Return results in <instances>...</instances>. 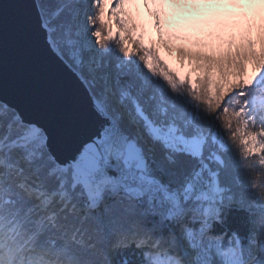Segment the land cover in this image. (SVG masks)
<instances>
[{
    "label": "snow or ice",
    "instance_id": "1",
    "mask_svg": "<svg viewBox=\"0 0 264 264\" xmlns=\"http://www.w3.org/2000/svg\"><path fill=\"white\" fill-rule=\"evenodd\" d=\"M5 3L0 264H264V0H3L0 89Z\"/></svg>",
    "mask_w": 264,
    "mask_h": 264
},
{
    "label": "water",
    "instance_id": "2",
    "mask_svg": "<svg viewBox=\"0 0 264 264\" xmlns=\"http://www.w3.org/2000/svg\"><path fill=\"white\" fill-rule=\"evenodd\" d=\"M3 0H0V4ZM22 5V0H21ZM20 5L5 3L3 88L0 100L15 104L20 102V92L30 87L39 74L36 54L30 50L27 40L14 28L13 10ZM69 133L71 129L68 130Z\"/></svg>",
    "mask_w": 264,
    "mask_h": 264
},
{
    "label": "trees",
    "instance_id": "3",
    "mask_svg": "<svg viewBox=\"0 0 264 264\" xmlns=\"http://www.w3.org/2000/svg\"><path fill=\"white\" fill-rule=\"evenodd\" d=\"M227 216L226 226L230 230H237L244 233L247 230V214L243 210H238L236 207L224 210ZM223 229L220 225H216V231L220 232Z\"/></svg>",
    "mask_w": 264,
    "mask_h": 264
},
{
    "label": "clouds",
    "instance_id": "4",
    "mask_svg": "<svg viewBox=\"0 0 264 264\" xmlns=\"http://www.w3.org/2000/svg\"><path fill=\"white\" fill-rule=\"evenodd\" d=\"M254 162H249V168H251V165ZM254 194L257 195L260 199L264 200V188H261L259 186L253 188Z\"/></svg>",
    "mask_w": 264,
    "mask_h": 264
}]
</instances>
